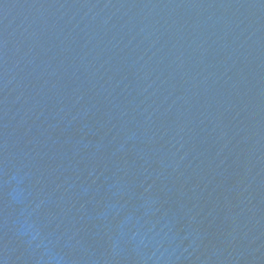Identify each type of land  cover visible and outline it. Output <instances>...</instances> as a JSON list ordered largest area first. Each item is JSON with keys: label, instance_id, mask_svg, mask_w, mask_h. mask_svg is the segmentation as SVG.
<instances>
[{"label": "water", "instance_id": "water-1", "mask_svg": "<svg viewBox=\"0 0 264 264\" xmlns=\"http://www.w3.org/2000/svg\"><path fill=\"white\" fill-rule=\"evenodd\" d=\"M0 264H264V0H0Z\"/></svg>", "mask_w": 264, "mask_h": 264}]
</instances>
